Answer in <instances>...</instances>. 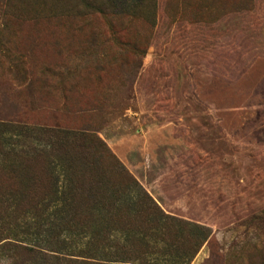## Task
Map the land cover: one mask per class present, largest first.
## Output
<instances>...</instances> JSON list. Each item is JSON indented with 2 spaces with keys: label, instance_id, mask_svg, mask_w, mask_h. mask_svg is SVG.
Here are the masks:
<instances>
[{
  "label": "rangeland",
  "instance_id": "374dc122",
  "mask_svg": "<svg viewBox=\"0 0 264 264\" xmlns=\"http://www.w3.org/2000/svg\"><path fill=\"white\" fill-rule=\"evenodd\" d=\"M68 7L0 0V118L99 137L122 184L135 181L110 190L131 191L119 201L144 191L206 227L189 264H264V0H156L153 22ZM22 185L9 210L0 203L11 235L23 226ZM54 187L63 190L60 176Z\"/></svg>",
  "mask_w": 264,
  "mask_h": 264
},
{
  "label": "trees",
  "instance_id": "16d2710c",
  "mask_svg": "<svg viewBox=\"0 0 264 264\" xmlns=\"http://www.w3.org/2000/svg\"><path fill=\"white\" fill-rule=\"evenodd\" d=\"M68 1L69 12L77 15L122 13L154 21L156 0ZM1 136L0 171L5 184L0 203L6 204L5 210L14 204L11 195L19 179L25 184L21 192L28 191L20 211L23 226L17 223L22 229L12 235V227L4 229L10 233H4L3 227L0 230V252L9 264H189L209 234L200 224L162 212L144 191L119 201L117 193L129 196L131 191L110 190L128 189L135 181L128 176L122 184L118 161L89 131L29 126L0 118ZM29 165L36 167L29 168L27 176L15 175L16 169ZM59 176L64 182L60 192L54 187ZM51 202L58 205L51 208ZM39 224L45 234L42 239ZM115 232H120L121 239L114 237ZM64 233L76 239L67 242ZM66 248L69 251L64 255Z\"/></svg>",
  "mask_w": 264,
  "mask_h": 264
}]
</instances>
